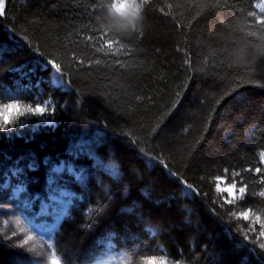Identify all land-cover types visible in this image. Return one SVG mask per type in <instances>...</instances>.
Instances as JSON below:
<instances>
[{"label": "trees", "instance_id": "trees-1", "mask_svg": "<svg viewBox=\"0 0 264 264\" xmlns=\"http://www.w3.org/2000/svg\"><path fill=\"white\" fill-rule=\"evenodd\" d=\"M111 2L6 0L0 15V103L49 100L56 126L19 135L10 134L16 132L11 125L0 131V173L35 159L38 167L26 169L24 178L31 194L41 196L50 168L61 161L86 170L88 179L85 187L61 175L60 186L84 197L72 210L73 220L64 221L50 241L35 232L22 248L0 240V264H51L53 249L60 264H96L108 259L98 241H107L109 233H115L114 252L126 254L112 259L125 264H147L152 255H165L169 264H264V250L244 241L240 231L251 221L229 218L230 211L243 208L213 203L214 177L225 168L228 182L232 171L264 169V61L252 55L253 46L264 44V27L248 16L261 14L255 5L262 0H150L136 29L127 33L102 26L113 18ZM105 30L104 40L119 39L123 48L102 47ZM246 44L249 62L237 60V49ZM49 59L65 74L62 87L52 83L58 74ZM243 175L250 193L245 206L264 216V199L253 195L264 185L253 173ZM98 198L105 208L92 214L89 229H80ZM39 206L36 201L33 211ZM5 211L0 229L9 219L17 231L26 229V238L27 223ZM123 227L127 231L120 232Z\"/></svg>", "mask_w": 264, "mask_h": 264}, {"label": "snow or ice", "instance_id": "snow-or-ice-1", "mask_svg": "<svg viewBox=\"0 0 264 264\" xmlns=\"http://www.w3.org/2000/svg\"><path fill=\"white\" fill-rule=\"evenodd\" d=\"M112 3V2H111ZM150 0H128L126 7L135 6L138 10L139 16H141V9L145 5H148ZM6 0H0V15L5 14ZM171 8V4L167 6ZM260 11V15H257L256 12H249V17H255V23L264 27V0L261 3L255 5ZM111 8V4H110ZM177 27H182V25L177 24ZM109 33L107 30L102 32L100 36L101 40H104V37L108 36ZM249 35L254 36L255 33H249ZM86 39H93L89 36ZM121 44L119 39H107L104 40V45L107 49H113L114 45ZM250 46L245 45L244 52L245 55H248V49ZM121 48L123 45L121 44ZM99 50V49H98ZM115 54L114 52L112 53ZM259 57L261 61H264V51L260 52ZM99 63V60L96 61ZM48 65H51L52 69L58 74L56 77V86L62 87L64 85V73L61 70V66L56 63L54 60L49 59L47 61ZM180 95V94H178ZM137 99H140L139 97ZM180 101L177 100L172 106V111H174L179 105ZM219 103V101H218ZM50 102L45 101L42 105L39 102H36L35 107L22 104L19 99L10 98L8 103H0V131H6L9 129V126H18L19 128L24 127V123L20 121L21 117H44L48 115L51 116L55 112V108L49 107ZM171 114V111L169 115ZM44 124H49L52 126V130H55V122L51 119L43 121ZM162 123V122H161ZM155 132V129L153 130ZM12 135H19V132L10 133ZM103 133H98L96 137V142H101ZM91 154V153H90ZM259 160L261 164H264V152L260 153ZM101 167L103 164L97 162ZM163 163V162H161ZM38 167L35 159H32L28 162L26 167L20 166L19 161L7 173H0L3 175V180L0 182V211H5L6 215L9 216H19L27 223L29 226V231L26 238H23V234L26 232L24 227H19L21 225V219L17 218L15 220L16 226L19 227V231L16 228L12 227V221L9 219H4L3 224L4 228L0 229V240L5 242H10L14 246L24 247L33 240V235L31 233H39L47 237L50 241L52 237L58 233L59 229L62 226L64 221L73 220L72 210L79 206V202L84 199L83 196H77L76 193L70 191L66 187L60 186L58 184V178L67 173L70 174L76 182H79L83 185H87L88 174L86 170L73 169L65 161H61L59 165L52 166L47 175V180L45 182V193L43 196L40 194L33 195L31 194V189L28 185V181L24 178L26 175V169L28 171L34 170ZM110 170L114 175H119L116 165H111ZM243 173H253L257 177L256 183L264 185V169L257 166L255 168L246 167L241 171H232L231 172V181H227L229 175V170L224 169V175H217L214 177L216 181L215 188L217 192V200L213 203H220V207L223 208L225 204L232 205L234 207H241V211H230L228 213L229 218H235L237 220L251 221L247 228L241 227L240 231L243 234L244 241L255 244L259 249L264 250V216L260 212L254 211L253 207L245 206L247 204V197L249 193V182L245 180ZM171 175H176V173H170ZM12 178H15L16 182H12ZM181 184L186 187L190 192H197V189L187 181L181 180ZM225 184L226 186H221ZM107 191V190H106ZM253 195L264 199V190L253 193ZM90 199V195H89ZM36 201H40L39 211H33V207ZM105 208V204L101 201L100 198L97 199L95 207H89L87 212L84 213V221L79 225L80 229L87 230L90 228V221L92 220V214L99 211H102ZM125 211H131V209H125ZM215 214V210H213ZM51 218V222H48V219ZM230 222V221H229ZM256 225L259 226V234L256 236L255 240L251 239V236L257 232ZM222 227L225 228L226 232L231 234V229L227 228V224H222ZM150 232H155L154 229H147ZM115 236V233H109L107 241L100 240L99 244L105 245L106 255L108 259L106 260H97L96 264H125V260L121 259L118 262L112 259L113 255L125 256L123 252L115 253V245L112 243V238ZM242 246V245H241ZM49 248H52V245L49 244ZM51 264H60L56 259V250L52 251ZM129 264H132L129 261ZM147 264H169V261L165 255H152L147 258ZM176 264H179V261H176Z\"/></svg>", "mask_w": 264, "mask_h": 264}, {"label": "clouds", "instance_id": "clouds-1", "mask_svg": "<svg viewBox=\"0 0 264 264\" xmlns=\"http://www.w3.org/2000/svg\"><path fill=\"white\" fill-rule=\"evenodd\" d=\"M127 3L128 0H112L110 15L113 18L108 23L102 25L109 32L116 31L120 33H127L130 30L136 29L140 20L138 10L134 5L126 7ZM253 47L255 49V51L252 53L253 56L264 51V44ZM244 55L245 52L243 47L237 49V60H242Z\"/></svg>", "mask_w": 264, "mask_h": 264}, {"label": "rangeland", "instance_id": "rangeland-1", "mask_svg": "<svg viewBox=\"0 0 264 264\" xmlns=\"http://www.w3.org/2000/svg\"><path fill=\"white\" fill-rule=\"evenodd\" d=\"M239 48H241V47H239ZM248 51V50H247ZM245 58V60L247 61V62H249V60H247L249 57L248 56H244L243 57V59ZM253 59V58H252ZM52 83L53 84H55L56 85V83H55V81H56V77L54 76L52 79ZM46 101H49V100H46ZM44 102H45V100L43 101V102H39V103H41L42 105L44 104ZM33 107H35V105L33 106ZM48 119H51L52 121H53V115L51 114V116L49 117L48 115H46V116H44V117H33V116H28V117H21L20 118V121L21 122H23L24 123V127L23 128H19L18 126H12L11 125V128H14V130L16 131V132H20V131H33V130H37V129H41V128H44V127H46V128H49L48 126H50L49 124H44L43 123V121H45V120H48ZM10 127V126H9ZM134 172V171H133ZM222 187L223 186H226L225 184H222L221 185ZM101 193V192H100ZM195 223L196 222H193V223H190L189 222V224H190V226H191V228H195L196 227V225H195ZM175 226V224L172 222V223H169V228H173ZM169 228L167 229L168 230V232H169ZM124 231H127L126 230V227H123L122 229H121V231L120 232H124ZM200 232L199 231H196L195 232V235L196 236H199L200 234H199ZM71 243V242H70ZM70 245V244H69ZM68 245V246H69ZM193 251V250H192ZM16 262H12L11 264H15ZM147 263V262H146Z\"/></svg>", "mask_w": 264, "mask_h": 264}]
</instances>
